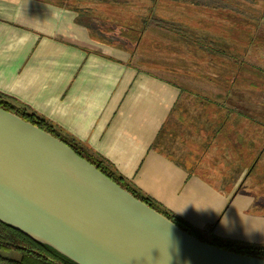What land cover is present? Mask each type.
<instances>
[{
    "label": "crops",
    "instance_id": "obj_1",
    "mask_svg": "<svg viewBox=\"0 0 264 264\" xmlns=\"http://www.w3.org/2000/svg\"><path fill=\"white\" fill-rule=\"evenodd\" d=\"M154 3L141 15L121 0H0V94L164 209L224 237L217 227L232 205L246 211L264 198L246 187L264 172V119L236 97L259 85L210 82L257 73L242 56L258 37L249 24H219L213 45L201 32L210 24H166Z\"/></svg>",
    "mask_w": 264,
    "mask_h": 264
},
{
    "label": "water",
    "instance_id": "obj_2",
    "mask_svg": "<svg viewBox=\"0 0 264 264\" xmlns=\"http://www.w3.org/2000/svg\"><path fill=\"white\" fill-rule=\"evenodd\" d=\"M0 220L78 264H264L188 233L65 141L2 107Z\"/></svg>",
    "mask_w": 264,
    "mask_h": 264
},
{
    "label": "rangeland",
    "instance_id": "obj_3",
    "mask_svg": "<svg viewBox=\"0 0 264 264\" xmlns=\"http://www.w3.org/2000/svg\"><path fill=\"white\" fill-rule=\"evenodd\" d=\"M121 1L129 3L128 8L139 11L141 15L143 14L144 9L149 10L150 8H153L155 4V0ZM177 1L178 4L173 7L171 6L170 0H158V6L155 10L157 14H155L156 18L160 20V17H162L164 19V23L166 24H184L186 23V21L188 23L191 22L192 24H210L211 26H206L208 27L207 30L203 29L204 31L201 32L204 33L206 36H210L212 44L217 45L216 42L218 41L214 40L217 39L216 36L218 35L219 24H231L230 21L226 18V15L229 16V13L231 12H228L224 10V7H221L224 3L223 0H195L197 2H200L199 5L195 6L191 5V0ZM234 14L235 13H233L232 15ZM153 20H151L152 24H154ZM247 26L251 27L249 28ZM247 26L246 30L252 29V31L258 38L253 41L250 47L248 46L247 48L243 49L244 55L242 56V58L244 59V64L246 67L249 66V64L251 63L253 65L258 66V71L257 73H255V70L243 71V76L239 77L240 79L237 84L248 85L249 81H251V83L255 81L257 84H253L259 85V88H243L242 91L236 93V97L239 98L242 104L251 105L253 107V112L255 111L260 119H264V14L260 19V24L253 23ZM195 32L200 36L202 34L198 33L197 30ZM232 32L235 35L231 34L232 36H228H235L236 38L242 36V38L239 39L242 41V45H245L244 41H246V38H248V36H246L247 34H240V32L238 33L234 31ZM150 34L152 36H161L158 33ZM236 47L239 48L238 45H236ZM227 50L229 54L231 52L236 55H241V53L239 52L240 50H233L229 47H227ZM247 77H250V80L241 81L243 78L245 79ZM219 81L220 83H224L222 77ZM196 83L209 84L208 81H205L203 83V80H197ZM210 85L214 90V88H216L215 86L218 85V82L211 81ZM246 187L252 188L253 192L264 193V172H254V174H251V178L248 180V184L246 185ZM239 204L240 203H235L234 205H232V207L228 211V214L225 216L223 223H221L220 226L217 227V231L222 233L221 235L224 237L232 238L235 240L237 239L241 241H249L264 244V198L260 199L258 204L249 206L246 211H243V206ZM211 229L212 228H210L209 230ZM5 255L15 258L19 257L16 253H5Z\"/></svg>",
    "mask_w": 264,
    "mask_h": 264
},
{
    "label": "trees",
    "instance_id": "obj_4",
    "mask_svg": "<svg viewBox=\"0 0 264 264\" xmlns=\"http://www.w3.org/2000/svg\"><path fill=\"white\" fill-rule=\"evenodd\" d=\"M221 78H211L212 81H219ZM224 82L230 80H239V77H222ZM250 77L243 78L242 81H248ZM228 83V82H227ZM251 83V81H249ZM252 83H256L255 81ZM257 84V83H256ZM0 107L9 110L22 118L34 123L40 128L52 133L58 138L69 144L80 156L93 163L104 174L116 181L122 187L130 191L137 198L143 200L151 207L169 217L180 228L195 237L219 246L221 248L245 254L249 256L264 258V244L235 240L231 238L220 237L216 235H205L204 232L181 217L164 209L149 196L143 194L133 187L124 177H122L112 166L103 158L97 156L85 146L67 138L57 127L51 124L42 116L28 110L26 107L14 103L12 100L0 94ZM259 132H264V123H259ZM261 150V149H260ZM5 253H16L18 258L5 255ZM0 264H78L61 254L51 246L35 240L23 232L15 229L9 224L0 220Z\"/></svg>",
    "mask_w": 264,
    "mask_h": 264
},
{
    "label": "flooded vegetation",
    "instance_id": "obj_5",
    "mask_svg": "<svg viewBox=\"0 0 264 264\" xmlns=\"http://www.w3.org/2000/svg\"><path fill=\"white\" fill-rule=\"evenodd\" d=\"M170 1L173 7L178 4L177 0ZM223 2L222 6H219L231 12L229 16L226 15L231 24H260V19L264 14V0H223ZM190 3L192 6L200 4L195 0H191ZM233 13L236 15H232Z\"/></svg>",
    "mask_w": 264,
    "mask_h": 264
}]
</instances>
